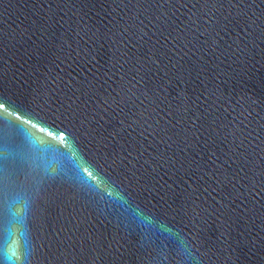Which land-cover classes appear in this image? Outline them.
<instances>
[{
    "label": "water",
    "instance_id": "obj_1",
    "mask_svg": "<svg viewBox=\"0 0 264 264\" xmlns=\"http://www.w3.org/2000/svg\"><path fill=\"white\" fill-rule=\"evenodd\" d=\"M0 264H264V0H0Z\"/></svg>",
    "mask_w": 264,
    "mask_h": 264
}]
</instances>
